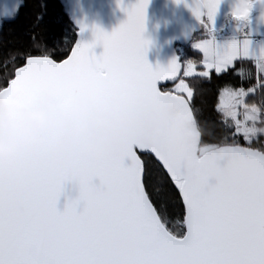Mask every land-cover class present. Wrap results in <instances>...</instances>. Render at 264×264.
<instances>
[{
	"label": "snow or ice",
	"instance_id": "snow-or-ice-1",
	"mask_svg": "<svg viewBox=\"0 0 264 264\" xmlns=\"http://www.w3.org/2000/svg\"><path fill=\"white\" fill-rule=\"evenodd\" d=\"M149 3L137 0L122 8L127 20L118 29L111 34L94 29V42L75 43L66 58H52L44 48L46 37H34L39 54L21 53L24 63L14 65L11 74H0V107L10 117L43 99L67 111L70 100L81 94L93 108L176 111L173 120L158 121L148 143L123 142L111 161L83 156L78 138L69 136L68 154L54 163L47 150L35 149L0 170V264H264V149L251 146L264 131V107L246 100L257 87L264 91V76L247 89L224 88L216 105L232 135L249 146L235 140L204 143L189 104L193 90L183 79L173 90L158 86L175 80L181 63L173 59L167 68L154 69L147 61L149 41L143 33ZM221 3L194 4L193 14L210 38L193 44L205 70L197 73L195 62L188 60L183 75L208 78L209 70L222 73L241 55L264 74V45L254 47L253 36L259 33L250 19L260 5L258 24L264 23V0L234 4L231 15L240 38L227 44L213 35ZM21 7L23 0H0V24L15 20ZM42 15L37 14L34 27ZM85 30L81 24V36ZM48 38L56 39L54 34ZM98 43L104 49L99 56L93 51ZM137 149L148 156L142 159ZM153 157L181 199L180 231L170 226L164 202H155L148 191ZM222 170L227 183L207 190ZM69 184L75 197L66 189ZM61 196L68 197L63 211L57 207Z\"/></svg>",
	"mask_w": 264,
	"mask_h": 264
},
{
	"label": "trees",
	"instance_id": "trees-1",
	"mask_svg": "<svg viewBox=\"0 0 264 264\" xmlns=\"http://www.w3.org/2000/svg\"><path fill=\"white\" fill-rule=\"evenodd\" d=\"M43 13L38 26L34 27L37 14ZM56 39H50L52 35ZM41 35L46 37L43 44L45 50L51 52L52 58L64 57L70 53L76 38L77 29L69 12L66 0H23V7L18 17L10 22L0 24V74L13 71V66L24 63L21 53L36 55L39 50L33 47V40ZM196 36V35H195ZM189 60L201 62L198 53H193L190 46L186 47ZM201 67L200 69H202ZM188 85L193 90V97L189 100L204 143L222 144L232 143L234 140L242 146H249L242 137L232 135V129L223 123L222 113L218 112L220 92L226 88L247 89L257 85V69L254 61L241 59L236 61L228 71L217 74L213 72L208 78L194 76L188 79ZM171 86L161 87L171 90ZM249 104L264 107V91L257 87L254 94L246 97ZM252 147L264 149V136L254 139ZM142 159L148 155H140ZM148 177V191L158 204L163 201L168 210L170 226L176 231L182 229L183 206L177 190L172 185L163 170L158 167L154 157L150 161ZM186 231V228L184 229Z\"/></svg>",
	"mask_w": 264,
	"mask_h": 264
},
{
	"label": "water",
	"instance_id": "water-1",
	"mask_svg": "<svg viewBox=\"0 0 264 264\" xmlns=\"http://www.w3.org/2000/svg\"><path fill=\"white\" fill-rule=\"evenodd\" d=\"M66 1L74 25L77 29V38L75 43H78L81 40H83L84 43H93L95 40L94 29L96 28L107 34H111L127 20V14L122 10V8H131L132 5L137 3V0H123L122 4L119 0ZM197 2H199V0H184V2L177 4L176 0H150L146 9L145 31L143 33V38L146 41H149L146 50L148 63L154 69L157 66L167 68L173 59H176L179 63H181L180 72L175 80L160 82L158 85L160 88L177 84L183 76L184 65L176 47L179 45L185 47L190 46L196 33L202 28V25L196 19L192 11L194 4ZM202 11H205V9H202ZM81 24L86 26V30L83 32L82 36L80 35ZM103 50L102 44L99 43L96 44L93 49L97 56L101 55ZM101 74L105 77L107 76L106 72ZM78 99H83L85 101V108L79 112H77L74 107ZM113 106H115L117 111H121L116 105H111L105 108H93L90 105L87 95L81 94L70 100L67 111L56 108L46 99L40 100L20 110L14 117L9 116L7 109L0 107V141L23 140L24 133L29 125H32L39 138L49 141L59 138L68 143V137L75 136L79 141L81 137L78 135L77 129L82 123L88 120L89 113L102 112L111 115ZM190 107L192 108L191 104ZM26 112H46L47 116L45 124L38 126L34 121L28 120L24 115ZM48 120L62 121L64 124V130L62 132L57 129L49 130L47 127ZM137 153L138 155H148L138 149ZM216 177H212L209 185L216 184ZM95 183L98 184L99 181L97 180ZM73 187L74 186L72 184H69L66 186V189L71 192L73 197H75L77 193L72 190ZM67 202L68 197L61 196L57 204L58 209L63 211Z\"/></svg>",
	"mask_w": 264,
	"mask_h": 264
},
{
	"label": "clouds",
	"instance_id": "clouds-1",
	"mask_svg": "<svg viewBox=\"0 0 264 264\" xmlns=\"http://www.w3.org/2000/svg\"><path fill=\"white\" fill-rule=\"evenodd\" d=\"M101 77H105L100 74ZM77 112L85 108V101L78 99L74 105ZM25 117L34 121L38 126L46 122V112H26ZM176 111L171 107L163 108L158 114L151 111H141L135 114H125L117 111L113 106L112 114L89 113L88 120L82 123L77 133L81 137L77 144V150L85 157L96 162H107L116 159L123 142L148 143L156 134L158 121H171L175 118ZM118 125V127H117ZM49 130H64L62 121L48 120ZM257 136H264V131L258 132ZM44 149L51 155L54 163L66 156L70 150L68 143L59 138L51 141L39 138L32 125H29L21 141H0V170L13 167L23 151ZM228 175L222 170L216 177V184L206 185L211 191L214 187L227 183Z\"/></svg>",
	"mask_w": 264,
	"mask_h": 264
},
{
	"label": "rangeland",
	"instance_id": "rangeland-1",
	"mask_svg": "<svg viewBox=\"0 0 264 264\" xmlns=\"http://www.w3.org/2000/svg\"><path fill=\"white\" fill-rule=\"evenodd\" d=\"M236 2H239V0H222V3L220 4L219 10L217 12V15H216L215 21H214V30H216L217 32L225 31L226 34H228V36H231V37H228L227 39H216L217 43H219V44H227V43L231 42V40H230L231 38L239 37V34L235 33L232 30V27L230 26V25H233L234 23H237L231 15L234 4ZM249 2H253V0H249ZM260 13H261V6L255 5L253 8V11L251 13V16H250V19L252 21L251 28L258 29V33L263 35L264 34V23L258 24V18L260 16ZM204 19L206 20V17ZM203 38H210V37L207 36V30L202 26V28L196 33L195 38L193 39V41L190 44L191 51L193 53H198L201 57V61L203 59L202 54L199 52V50L193 48V44L198 42L199 40H201ZM261 45H264V43ZM242 58H244V57L241 55V57H239L235 61H233L232 65H230L222 73L228 71L229 68L234 66L236 61L241 60ZM194 62L196 64L197 73L205 70L204 68L200 69L201 67H203L202 62H200V63H197L196 61H194ZM185 69H186V67H185ZM185 69H184V71H185ZM209 72H210V74H209V76H210L213 72H215V70L212 69V70H209ZM219 74H221V73H219ZM194 76H198V75H194ZM194 76H191V77H194ZM259 76H264V74H260L257 72V80H258ZM191 77H185L183 75L181 79H183L185 81V83L188 85V79ZM177 84L173 85L171 87V90L175 89V86ZM179 94L184 95L186 97V93H179Z\"/></svg>",
	"mask_w": 264,
	"mask_h": 264
},
{
	"label": "built area",
	"instance_id": "built-area-1",
	"mask_svg": "<svg viewBox=\"0 0 264 264\" xmlns=\"http://www.w3.org/2000/svg\"><path fill=\"white\" fill-rule=\"evenodd\" d=\"M213 35L215 36V39H223L226 36L223 32H216L215 30L213 32ZM254 40H255L256 43L260 42V38L259 37H256ZM177 51H178V54H179L180 58L183 59L184 62L186 63L188 60H187V52H186L185 47L178 46L177 47Z\"/></svg>",
	"mask_w": 264,
	"mask_h": 264
},
{
	"label": "crops",
	"instance_id": "crops-1",
	"mask_svg": "<svg viewBox=\"0 0 264 264\" xmlns=\"http://www.w3.org/2000/svg\"><path fill=\"white\" fill-rule=\"evenodd\" d=\"M205 12H206V9H205ZM230 26L232 27V30H233L235 33H238V32L236 31L237 23H234L233 25H230ZM222 32L225 33V35H226V37H225L224 39H227L228 37H231V36H228V34H226L225 31H222ZM238 34H239V33H238ZM255 37H259V38H260V42H259V43H256V42H255V40H254ZM239 38H240V37H236V39H239ZM232 39H233V38H231L230 40L232 41ZM253 41H254V47L258 50L259 46H260L261 44L264 43V34L261 35V34L259 33V34H257V35H254V36H253ZM242 59H247V58H242Z\"/></svg>",
	"mask_w": 264,
	"mask_h": 264
}]
</instances>
